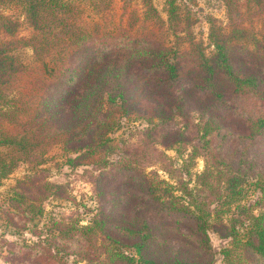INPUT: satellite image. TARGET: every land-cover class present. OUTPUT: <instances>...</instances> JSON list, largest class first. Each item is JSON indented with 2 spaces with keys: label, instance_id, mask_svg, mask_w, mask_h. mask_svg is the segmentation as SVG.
I'll return each instance as SVG.
<instances>
[{
  "label": "rangeland",
  "instance_id": "obj_1",
  "mask_svg": "<svg viewBox=\"0 0 264 264\" xmlns=\"http://www.w3.org/2000/svg\"><path fill=\"white\" fill-rule=\"evenodd\" d=\"M62 1L81 6L83 12L78 15L77 21L80 27L92 31L94 27L105 24L92 10L90 0ZM111 1L108 19L110 32L134 25L130 31L134 37L149 35L148 28H153L151 32L159 34L156 30L160 26H155L154 22L148 23L144 8L138 5L132 8L134 13L130 10L128 15H124L123 1ZM167 1L153 0L160 17L165 21L164 31L169 34L160 38H164V45L174 51L180 49L183 66L189 70L197 65L195 59L199 55L196 53L199 45L196 44L202 45L207 55L214 51L209 37V20L212 19L218 27L229 26L226 6L223 0H177L187 18L184 21L187 31L178 29V34L185 38L178 41L167 22ZM0 12L10 17L9 25L16 29V36L1 34L0 41L6 39L11 45L16 38L21 39L13 55L22 65L30 67L23 71L25 77H21V83L7 91L8 98H31L33 102L38 88L36 84H31V80L38 76L48 79V83L44 81L40 86L42 99L45 98L46 103L43 114L52 115L54 125L65 128L71 121L70 106L75 104L84 84L91 83L86 76L98 57L89 46L68 57L67 61L72 62L77 71L71 83L65 85L63 75L52 78L48 74V68L54 67L51 58L44 61L48 64L47 68L36 60L31 47L23 45L32 30L21 7L14 4L1 6ZM261 18L264 19V13ZM186 32L189 34L186 35ZM228 32L227 35L246 39L245 42L237 39L231 49L233 71L240 76L257 78L258 95H240L230 85L231 81L224 77L221 78L223 85L227 84L223 87L224 96L220 102L213 103L205 99L198 89L194 72L184 74L169 88L159 89L151 84L148 73L135 66L124 81V90L128 92L126 96L130 97L127 110L124 113L118 110L111 112L113 115L109 120L114 122V129L104 134L110 141L101 155L110 164L100 166L104 161L102 156L99 164L90 163L92 160L89 156L83 161L76 160L75 164L70 163L69 158L79 155L86 157L91 152L90 147L96 150L99 143L97 140L88 145L86 138L81 135L79 139H76L77 136L71 138L68 147L62 139L40 148L44 150L46 158L41 168H44L49 181L61 186L60 196L43 203L44 214L35 224L36 232L41 237L33 235L28 229L22 234L17 233L18 227H13L0 215V264H108L111 250L120 248L132 251L128 248L131 246L127 240L129 237L120 232L121 228L134 226L138 229L144 218L149 220L155 236L151 240L149 254H154L158 264H226L222 250L232 247V234L242 240L237 245L240 246L250 236L254 218L264 217V192L260 186L263 180L259 181L264 178V133L249 138L250 131L246 124L248 119L264 112V21L253 16L248 24L230 26ZM156 41L161 40L157 38ZM116 51L103 54L99 61L104 59L105 62L111 56L116 59L120 54L119 50ZM211 115L216 124L210 139L224 162L220 167L222 173L217 174L214 170L206 185L201 182L205 169L203 156L197 155L195 159L191 156L194 151L198 153L203 144L200 139L203 128L200 129V126ZM5 152L7 149L0 148V153ZM126 165L133 167L126 170ZM29 169L28 163H21L9 178L3 180L0 186L2 207L8 206L11 188L18 179L29 173ZM141 176H147L153 182L164 181L168 184L176 197L172 201L173 205L187 207L195 203L201 214L209 216L208 253L201 252L192 239L191 233L195 227L193 218L179 215L176 211L172 215L163 214L156 203L141 198L137 190L139 186H135L138 180L134 183ZM231 181H234L233 186L230 185ZM184 190H190V194L186 195ZM190 209L195 210L193 207ZM95 217L98 223H102L103 230H96L97 237L90 251L95 259L87 262L85 251L80 254L76 245L57 240L58 228L68 230L77 223L89 226ZM41 238L47 240L41 246L48 252L47 257H31L33 250H29L25 244L32 245ZM57 248L61 249L59 253Z\"/></svg>",
  "mask_w": 264,
  "mask_h": 264
},
{
  "label": "trees",
  "instance_id": "obj_2",
  "mask_svg": "<svg viewBox=\"0 0 264 264\" xmlns=\"http://www.w3.org/2000/svg\"><path fill=\"white\" fill-rule=\"evenodd\" d=\"M122 1L124 15H128L131 11L134 13L135 10L132 8L138 5L144 8L148 23L154 22L155 26H160L156 30L159 34L151 32L153 28H148L149 35L134 37L130 32L134 25L125 29L119 27L116 31L110 32L108 19L110 18L111 0H90L92 10L105 22L103 26H96L92 31L79 26L78 15L83 10L80 5H75L71 1L0 0V7L10 4L19 5L25 13L32 32L23 45L31 47L36 60L44 63L47 68L48 64L44 61L47 58L54 61V67L47 70L50 77L53 78L61 74L64 76L65 85L70 84L76 75L77 67L74 68L72 62L67 61L68 57L77 54L87 46L98 57L94 67L89 70V74L86 76L91 83L84 84V88L74 101L75 104L70 106L71 121L65 128H60L54 125L52 115L49 117L43 114V110L46 111V103L45 98L42 99L40 86L48 79L38 76L31 80V84H36L38 88L37 96L35 101L33 98V102L31 98L28 100L8 98L7 91L25 77L23 71L30 67L22 65L13 55V51L18 49L17 44L21 43V39L16 38L15 42H11V45L6 39L0 41V148L7 149V152L0 153V186L3 180L9 178L21 163H28L30 168L29 173L18 179L15 186L11 188L12 192L7 200L8 206L0 205V215L2 214L13 227H18L17 233L19 234L28 229L33 235L41 237V234L36 232L35 224L37 219L44 214L43 203L48 199L60 196L58 194L61 186L49 181L44 174V168H41L46 158H44V150L39 149L48 147L62 139L65 140V146L68 147L71 138L77 136L76 139H79L78 136L81 135L82 138H86L88 145L98 140L96 150L90 147L91 152L87 153L86 157L79 155L76 158H69L68 161L75 164L76 160L83 161L89 156V159L92 160L90 163L99 164L102 156L101 151L108 147L110 141L109 138L104 137V134L114 129V122L109 120L113 115L111 112L118 110L119 113H124L127 110V100L130 97L126 96L128 92L124 90L126 85L124 81L127 80L135 66L148 73L151 84L159 89L169 88L184 74L194 72L198 80L196 84L198 89L205 95V99L211 100L213 103L220 102L224 96L223 87L227 86L221 82V78L224 77L231 81L230 85L240 95H258L257 78L249 75L240 76L233 71L231 49L237 39L244 42L246 39L227 34L230 26L237 27L241 24H248L253 16H258L259 21H264L261 18L264 13V0H223L229 26L218 27L212 19L209 20L211 23L209 37L214 51L207 55L202 45L196 44L199 45L196 50L199 55L195 59L197 65L189 70L183 66L182 58L179 56L180 49L174 51L166 44L164 45L162 40L165 35L169 34L166 30L164 31L165 21L160 17L153 0ZM166 7L167 22L179 41L185 37L178 34L180 32L178 29L187 31L184 26V21L187 19L186 14L183 13L177 0H168ZM135 21L138 19L135 18ZM9 24L10 17L0 12V35L16 36V29ZM187 33L189 34L186 32V35ZM160 36L164 38H160ZM157 38L161 41H156ZM116 50L120 51L116 59L111 56L105 62H103L104 59L99 61L103 54ZM39 91H41L40 94H38ZM259 113L246 122L247 129L250 131L249 138L264 133V112ZM214 124H216V120L211 115L210 119L205 120L200 126V129L203 128L200 138L203 144L199 152L195 153L194 151L191 156L193 159L197 155L203 156L205 169L202 173L204 179L201 182L206 185L214 170L217 174L222 173L220 167L224 162L210 139ZM108 164H110L108 160L104 159L99 165L106 167ZM132 167L126 165L125 169L130 170ZM261 179L263 181L260 186L264 192V178H260L259 181ZM137 180L138 183L135 186H139L137 190L141 194H139L141 198L149 203H156L161 213L172 215L173 211H176L179 215L193 218L195 227L191 233L192 239L201 252L208 253L210 250L209 216L201 214L195 203H190L187 207L179 206L180 204L173 205L172 201L176 197L171 193L170 186L164 181L153 182L147 176L136 178L134 183ZM233 182L231 181V186H233ZM184 193L189 195L190 190H184ZM190 207L195 210L192 211ZM148 221L147 218H144L138 229L134 226L121 228L120 232L129 237L127 240L130 241L131 246L128 248L132 251L128 252L120 248L111 250L108 264H158L154 254H149L151 240L155 236L152 234L151 224ZM99 229L103 230L102 223H98L95 217L92 225L89 226L77 223L76 226L68 230L58 228L59 237L57 240L64 241L65 244L76 245L81 251L80 254L83 251L86 252L87 262H91L95 258L90 251L94 247L93 242L97 237L96 230ZM41 239L32 245L25 244L29 250H33L34 254L31 257L36 255L47 257L48 252L41 247L47 240ZM231 239L232 247H224L222 250L223 260L226 261V264H264V217L262 215L254 218L250 236L245 243L237 246L242 243V240L237 239L235 234H232ZM113 242L119 243L117 240H113ZM59 247L61 248L62 245ZM57 251L59 253L61 249L57 248ZM173 264H180V262Z\"/></svg>",
  "mask_w": 264,
  "mask_h": 264
}]
</instances>
